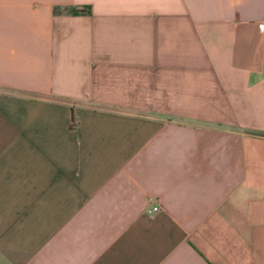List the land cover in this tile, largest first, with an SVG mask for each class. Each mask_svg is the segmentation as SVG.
Masks as SVG:
<instances>
[{
	"label": "crops",
	"instance_id": "crops-1",
	"mask_svg": "<svg viewBox=\"0 0 264 264\" xmlns=\"http://www.w3.org/2000/svg\"><path fill=\"white\" fill-rule=\"evenodd\" d=\"M263 22L0 0V264H264Z\"/></svg>",
	"mask_w": 264,
	"mask_h": 264
},
{
	"label": "built area",
	"instance_id": "built-area-1",
	"mask_svg": "<svg viewBox=\"0 0 264 264\" xmlns=\"http://www.w3.org/2000/svg\"><path fill=\"white\" fill-rule=\"evenodd\" d=\"M263 26H264V22H263ZM156 209H157L156 206H152L150 208H146L145 212L146 213H151V212H154Z\"/></svg>",
	"mask_w": 264,
	"mask_h": 264
}]
</instances>
